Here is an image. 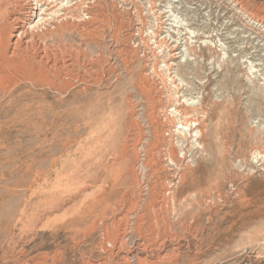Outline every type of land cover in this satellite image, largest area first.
Here are the masks:
<instances>
[{
  "label": "rangeland",
  "instance_id": "obj_1",
  "mask_svg": "<svg viewBox=\"0 0 264 264\" xmlns=\"http://www.w3.org/2000/svg\"><path fill=\"white\" fill-rule=\"evenodd\" d=\"M4 34L0 264H264V0H0Z\"/></svg>",
  "mask_w": 264,
  "mask_h": 264
},
{
  "label": "bare ground",
  "instance_id": "obj_2",
  "mask_svg": "<svg viewBox=\"0 0 264 264\" xmlns=\"http://www.w3.org/2000/svg\"><path fill=\"white\" fill-rule=\"evenodd\" d=\"M251 20V19H250ZM254 23V22H253ZM257 24V23H256ZM9 44L7 41V34L4 37L0 35V85H5L16 78H21L22 75L29 74L33 75V67L28 63L27 60L21 59L10 55ZM34 65V64H33ZM23 77V76H22ZM26 79V78H25ZM33 79V78H32ZM18 80V79H17ZM30 80V79H29ZM28 80V81H29ZM25 81V80H24ZM32 81V80H31ZM33 82V81H32ZM37 82V81H36ZM17 83V82H16ZM6 87V86H4ZM9 86H7L8 88ZM13 88V87H12ZM12 88L6 91L7 93L12 92ZM4 89V88H2ZM16 90V89H15ZM3 91V90H2ZM9 92V93H10ZM14 92V91H13ZM16 92V91H15ZM17 96V95H16ZM21 95H19L20 97ZM18 97V100H19ZM20 101V100H19ZM18 102V101H17ZM16 102V103H17ZM20 104V103H19ZM21 105V104H20ZM21 108V107H20ZM11 109V108H10ZM18 109V108H17ZM7 110V109H6ZM188 110V109H187ZM17 113V112H16ZM186 113V112H185ZM188 114V113H187ZM10 117V116H9ZM25 119V118H24ZM27 121V120H26ZM188 124V123H187ZM37 132V131H36ZM259 155H263V152H259ZM258 157V156H257ZM264 157V156H263ZM258 159V158H257ZM246 196V195H245ZM241 202V201H240ZM244 244V243H243Z\"/></svg>",
  "mask_w": 264,
  "mask_h": 264
}]
</instances>
